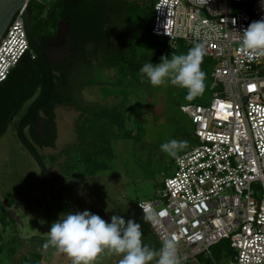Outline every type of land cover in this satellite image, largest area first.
I'll use <instances>...</instances> for the list:
<instances>
[{
  "label": "built area",
  "instance_id": "1",
  "mask_svg": "<svg viewBox=\"0 0 264 264\" xmlns=\"http://www.w3.org/2000/svg\"><path fill=\"white\" fill-rule=\"evenodd\" d=\"M30 1V0H29ZM21 8L0 40V84L25 56L36 58ZM262 0H156L152 33L170 48L193 43L216 63L210 103H185L197 144L175 158L149 206L160 240L175 237L180 263L228 240L235 264H264V74L261 56L242 49L240 34L264 18ZM162 213V215H161Z\"/></svg>",
  "mask_w": 264,
  "mask_h": 264
},
{
  "label": "rangeland",
  "instance_id": "2",
  "mask_svg": "<svg viewBox=\"0 0 264 264\" xmlns=\"http://www.w3.org/2000/svg\"><path fill=\"white\" fill-rule=\"evenodd\" d=\"M43 1L49 3L53 0ZM116 1L123 7V21H127L125 30L128 19V26L138 28V20L149 14L156 2ZM61 33L65 34L63 26ZM138 35L145 39L143 46L147 53L154 55L162 51L161 56L167 54L169 45L166 40L160 38L157 45L151 43L153 37L147 25L137 29L135 37ZM178 46L177 50L169 47V59L172 55L185 54L179 43ZM215 65L213 60L202 70L206 73L205 90L192 99L187 98V89L173 86L170 81L154 87L147 77L140 84L133 79H119L115 69L101 67L100 72L97 69L95 83L82 91L83 99L89 105L125 104L126 114L133 119L128 125L140 134L138 141L114 139L116 157L111 167L96 174L82 173L84 163L73 168L76 173L71 177L61 173H68V169L60 170L66 156L63 151L78 139L77 125L85 119L81 111L74 106L59 105L56 108V147L40 148L52 167L55 180L49 184L43 182L42 167L18 137L16 128L20 116H17L7 133L0 137V264H71L66 254L53 247L45 250L43 244L48 239L52 223L60 219L61 214L84 210L107 222L112 215L122 216L126 222L134 220L141 225L143 244L158 251L162 241L153 226L144 221L138 203L153 199L165 178L176 171L174 158L161 151V144L172 139L187 141V148L178 155L197 144L194 141L195 125L181 105L211 102L214 95L211 73ZM258 69L264 74V57ZM50 156L60 157L52 163ZM209 257L214 264H235V250L225 243L213 247ZM121 258L122 255L105 252L95 264H119ZM149 264H156V260ZM182 264H207V260L195 258Z\"/></svg>",
  "mask_w": 264,
  "mask_h": 264
},
{
  "label": "trees",
  "instance_id": "3",
  "mask_svg": "<svg viewBox=\"0 0 264 264\" xmlns=\"http://www.w3.org/2000/svg\"><path fill=\"white\" fill-rule=\"evenodd\" d=\"M154 7L155 3L149 14L138 20V28L147 25L153 37L151 43L157 45L160 38L152 33ZM28 9L50 68L39 55L36 58L25 56L0 84V137L20 116L16 128L18 137L42 167L43 182L53 183L52 167L40 148L56 147V108L74 106L85 119L77 125L76 143L63 151L66 156L60 170L65 168L69 172H60L63 176H74L73 168L79 163H84L82 173L85 174L109 169L116 157L113 140L138 141L140 133L129 127L133 119L126 114L125 104L89 105L82 91L95 83V74L101 67L115 69L119 79H133L142 84L146 76H142L140 68L145 63L160 62L163 52L147 53L143 46L145 39L140 35L135 37L138 28L128 26L129 19L125 30L127 21H123V7L116 0H53L49 3L30 0ZM61 26L65 27L64 36ZM62 38L58 54L50 59L46 48ZM179 44L185 54L193 47V43L181 41ZM177 49L179 46L174 50ZM166 52L164 55L169 56L171 50ZM206 57H203L201 70L213 62ZM194 141L196 143L197 139ZM59 157L50 156L51 162ZM222 243L230 246L228 240H222L213 247ZM197 258L214 264L209 256Z\"/></svg>",
  "mask_w": 264,
  "mask_h": 264
},
{
  "label": "clouds",
  "instance_id": "4",
  "mask_svg": "<svg viewBox=\"0 0 264 264\" xmlns=\"http://www.w3.org/2000/svg\"><path fill=\"white\" fill-rule=\"evenodd\" d=\"M261 7L264 8V0ZM240 34V44L244 51L255 56L264 57V18L253 21ZM193 47L187 54L161 56L158 64L145 63L140 68L142 76H146L154 87L162 86L166 81L171 85L187 89L188 99L195 98L205 90L206 73L201 70L203 57L206 54L205 42L200 40V33H194ZM187 141L172 139L162 143L161 151L176 158L178 153L187 148ZM143 219L151 223L156 218L152 209L140 203ZM162 215V213H161ZM141 225L134 220L127 222L122 216L112 215L110 222L88 210L61 214V218L53 222L48 232V239L43 244L64 253L71 264H95L101 254L121 256L119 264H180L177 257L175 237L162 240L161 248L156 251L142 242Z\"/></svg>",
  "mask_w": 264,
  "mask_h": 264
},
{
  "label": "water",
  "instance_id": "5",
  "mask_svg": "<svg viewBox=\"0 0 264 264\" xmlns=\"http://www.w3.org/2000/svg\"><path fill=\"white\" fill-rule=\"evenodd\" d=\"M28 1L29 0H0V40L7 31L16 13L23 8ZM25 15L27 19V29L32 41V48L50 68V64L44 55V50L42 49V40L34 30L31 11L26 10Z\"/></svg>",
  "mask_w": 264,
  "mask_h": 264
},
{
  "label": "flooded vegetation",
  "instance_id": "6",
  "mask_svg": "<svg viewBox=\"0 0 264 264\" xmlns=\"http://www.w3.org/2000/svg\"><path fill=\"white\" fill-rule=\"evenodd\" d=\"M27 10H29L28 8H27ZM30 11V10H29ZM32 13V12H31ZM27 20V19H26ZM32 22H33V16H32ZM33 27H34V24H33ZM64 36V35H63ZM63 39L64 38H62L61 40H59V41H57V42H52L51 44H50V46H48L47 48H46V52H47V54L49 55V57H50V59H52V53L53 54H55V57H56V55L58 54V52H59V48H58V46L63 42Z\"/></svg>",
  "mask_w": 264,
  "mask_h": 264
},
{
  "label": "crops",
  "instance_id": "7",
  "mask_svg": "<svg viewBox=\"0 0 264 264\" xmlns=\"http://www.w3.org/2000/svg\"><path fill=\"white\" fill-rule=\"evenodd\" d=\"M60 31H61V29H60Z\"/></svg>",
  "mask_w": 264,
  "mask_h": 264
}]
</instances>
